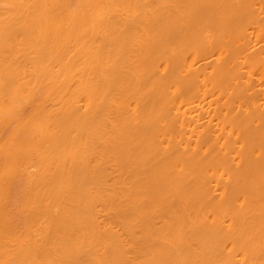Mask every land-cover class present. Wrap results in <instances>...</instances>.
I'll use <instances>...</instances> for the list:
<instances>
[{"label":"bare ground","instance_id":"6f19581e","mask_svg":"<svg viewBox=\"0 0 264 264\" xmlns=\"http://www.w3.org/2000/svg\"><path fill=\"white\" fill-rule=\"evenodd\" d=\"M0 264H264V0H0Z\"/></svg>","mask_w":264,"mask_h":264}]
</instances>
